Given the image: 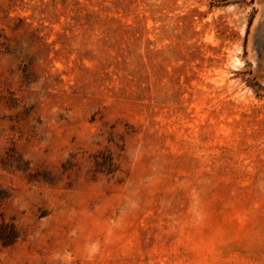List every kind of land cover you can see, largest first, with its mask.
<instances>
[{
    "label": "rangeland",
    "instance_id": "rangeland-1",
    "mask_svg": "<svg viewBox=\"0 0 264 264\" xmlns=\"http://www.w3.org/2000/svg\"><path fill=\"white\" fill-rule=\"evenodd\" d=\"M0 264H264V0H0Z\"/></svg>",
    "mask_w": 264,
    "mask_h": 264
},
{
    "label": "trees",
    "instance_id": "trees-1",
    "mask_svg": "<svg viewBox=\"0 0 264 264\" xmlns=\"http://www.w3.org/2000/svg\"><path fill=\"white\" fill-rule=\"evenodd\" d=\"M20 237L18 227L12 222H0V243L8 246L17 241Z\"/></svg>",
    "mask_w": 264,
    "mask_h": 264
}]
</instances>
